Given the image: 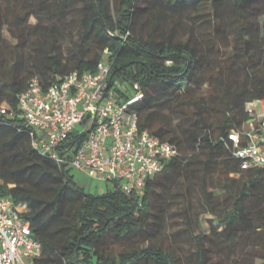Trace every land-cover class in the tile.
<instances>
[{
	"label": "trees",
	"instance_id": "1",
	"mask_svg": "<svg viewBox=\"0 0 264 264\" xmlns=\"http://www.w3.org/2000/svg\"><path fill=\"white\" fill-rule=\"evenodd\" d=\"M189 7L197 9L192 16L203 15L212 24L209 37L192 32L183 39L177 26L167 25L179 22ZM74 10L76 31L69 34L66 24ZM262 18L264 0H0V107L7 103L16 111L14 116L0 111V194L27 203L25 216L43 248L36 264H181L158 241L162 200L167 180L188 179L194 162L201 163L200 188L210 218L224 225L208 234L191 232L195 264H221L219 251L243 245L260 247L244 256L253 252L252 260L264 259V167L242 168L227 145L228 132L245 119L246 103L264 98ZM5 28L15 42L5 37ZM206 42L215 56L203 49ZM31 46L34 57L27 63ZM229 46L234 52L224 56L221 48ZM105 57L111 84L126 85L116 87L119 96L129 99L135 84L143 91L132 105L140 127L180 150L148 179L142 195L120 188L86 191L71 167L33 147L18 115L19 95L33 77L48 85L73 70L93 71ZM207 81L217 82L221 93L194 96V88ZM224 194L231 205L220 206L221 214ZM128 238L151 242L128 248L123 246Z\"/></svg>",
	"mask_w": 264,
	"mask_h": 264
},
{
	"label": "built area",
	"instance_id": "2",
	"mask_svg": "<svg viewBox=\"0 0 264 264\" xmlns=\"http://www.w3.org/2000/svg\"><path fill=\"white\" fill-rule=\"evenodd\" d=\"M110 71L105 57L93 71L73 70L48 85L33 77L19 95L18 115L42 155L98 181H113L112 189L142 195L148 179L180 150L140 127L132 105L143 91L135 84L134 94L121 101L116 87L124 83L111 84ZM0 111L16 115L7 103ZM227 145L241 159L242 168L264 167L263 97L246 103L245 119L228 132ZM27 210V203L0 194V264H36L42 256V242L25 216Z\"/></svg>",
	"mask_w": 264,
	"mask_h": 264
},
{
	"label": "rangeland",
	"instance_id": "3",
	"mask_svg": "<svg viewBox=\"0 0 264 264\" xmlns=\"http://www.w3.org/2000/svg\"><path fill=\"white\" fill-rule=\"evenodd\" d=\"M196 11L197 9L195 7H189L187 11H185L181 16V18H179V22L169 20L167 21V25L177 26L178 36L183 39L188 37L192 32H194V34L200 39H204L205 37L207 38L210 36V34H206V32L212 30V24L207 21L205 19L206 17L203 15H198L196 17L192 16L196 13ZM227 11L229 13H225V20H228V17L231 15V12L229 10ZM77 15L78 12L76 10L68 15V22L66 25L69 28V34L72 32V30L76 31V27L73 24V19ZM35 21L36 19L34 17H32L30 20L31 23ZM4 35L9 41H16L11 32L6 28L4 30ZM34 39L35 37L32 38V40ZM231 40L233 42L234 37H231ZM204 45L205 46L203 49H205L208 55L215 56L216 49H207V42ZM69 47V41H64L65 52H68ZM221 52L224 56L231 55L234 52L233 46L222 47ZM33 53L32 46L26 50L27 63H30L33 60ZM123 88H126L125 84L121 85V89ZM130 93L134 94V91H130ZM219 93H221V88L219 85H217V82L210 83L208 81L205 82L202 88H194L193 91L194 96L199 97L205 95L209 99L217 96ZM117 97L121 101L126 100L125 96H119L118 93ZM166 111L169 110L167 109ZM200 165L201 163L199 162L190 164L188 179L183 180L178 176L174 181H172V179L167 180V182L170 184V188L164 190L165 187L162 186L164 193H166L165 198L162 200L165 219L162 234L158 237V241L162 242L165 248L172 250L176 256H179L181 264H195V246L191 240V232H203L208 234L213 229L214 225L217 226L220 231H222L224 228V225L217 223L215 218H210L214 215L209 213L206 206L204 205L203 195L200 188L201 171L198 169ZM71 172L74 177V181L79 186L85 188V190L88 192L102 194L108 191V189L114 187L113 181H98L84 173L78 172L75 169H72ZM210 189H212L211 186ZM225 196L226 195L224 194L219 198L220 203L218 204V212L221 214L223 211L219 208L220 206L223 205L224 207H228L231 205V201H226ZM187 203H189L190 206L188 210H185V205ZM205 241L207 243H212L207 237L205 238ZM150 242L151 241L143 242L137 240L136 238H128L123 246L132 248L140 245H147ZM259 245L261 246V243H259ZM258 249H260V247L243 245L237 251H219L218 257H222L221 264H264V259L259 258L252 260V258H254L253 252L258 251ZM246 251L253 252L250 253L248 257H246L247 255L244 256Z\"/></svg>",
	"mask_w": 264,
	"mask_h": 264
}]
</instances>
